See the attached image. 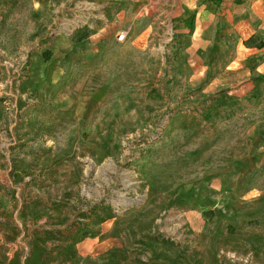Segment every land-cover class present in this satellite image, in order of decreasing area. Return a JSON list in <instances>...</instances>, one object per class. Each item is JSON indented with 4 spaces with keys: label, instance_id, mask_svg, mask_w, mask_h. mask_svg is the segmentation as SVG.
<instances>
[{
    "label": "rangeland",
    "instance_id": "1",
    "mask_svg": "<svg viewBox=\"0 0 264 264\" xmlns=\"http://www.w3.org/2000/svg\"><path fill=\"white\" fill-rule=\"evenodd\" d=\"M46 1L0 0V264H264V84L159 0Z\"/></svg>",
    "mask_w": 264,
    "mask_h": 264
},
{
    "label": "crops",
    "instance_id": "2",
    "mask_svg": "<svg viewBox=\"0 0 264 264\" xmlns=\"http://www.w3.org/2000/svg\"><path fill=\"white\" fill-rule=\"evenodd\" d=\"M53 1L47 0L43 4L44 12L50 11ZM94 2L97 7V3L107 6L144 5L149 0ZM159 3L171 6L164 13L165 18L172 21L174 32L189 37L190 51L192 46L200 43L214 46L218 38L227 54V71L235 70L239 78L246 77L245 86L249 81L264 84V0H159ZM35 5L37 3H34L37 7ZM197 51L201 49L197 48ZM242 72H245L243 76Z\"/></svg>",
    "mask_w": 264,
    "mask_h": 264
},
{
    "label": "built area",
    "instance_id": "3",
    "mask_svg": "<svg viewBox=\"0 0 264 264\" xmlns=\"http://www.w3.org/2000/svg\"><path fill=\"white\" fill-rule=\"evenodd\" d=\"M119 40L120 41H124L125 40V35L124 34L120 35Z\"/></svg>",
    "mask_w": 264,
    "mask_h": 264
},
{
    "label": "trees",
    "instance_id": "4",
    "mask_svg": "<svg viewBox=\"0 0 264 264\" xmlns=\"http://www.w3.org/2000/svg\"><path fill=\"white\" fill-rule=\"evenodd\" d=\"M213 1L219 2V1H221V0H213Z\"/></svg>",
    "mask_w": 264,
    "mask_h": 264
}]
</instances>
